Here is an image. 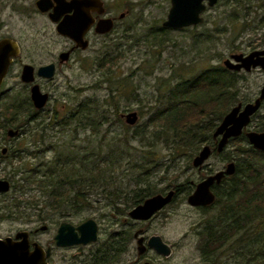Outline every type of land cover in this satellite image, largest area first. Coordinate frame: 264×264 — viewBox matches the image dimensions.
Wrapping results in <instances>:
<instances>
[{"label": "rangeland", "instance_id": "rangeland-1", "mask_svg": "<svg viewBox=\"0 0 264 264\" xmlns=\"http://www.w3.org/2000/svg\"><path fill=\"white\" fill-rule=\"evenodd\" d=\"M114 1L118 2L119 10H124L125 7L129 9L127 20L124 21V26L127 24L130 28L125 34L128 36L123 38L124 33L118 27L114 35L108 38L99 37L87 50L80 52L51 82L54 88L48 106L52 111H57L54 114L61 117L80 100L88 97L96 98L100 111L106 110L110 113V118L115 123L106 133L105 138H102V132L108 123L103 124L102 131L97 137L90 139H93L95 144H100L103 149H106L105 143L111 144L116 141L122 144V151L127 152L120 166L117 167L122 187L125 184L134 187L140 169L126 170L128 161L131 158H138L142 159L140 162H144L149 157L155 160V166L151 167L150 163L142 166L151 169L152 173L147 181L160 190L157 193H165L169 189H175L176 185L180 186L181 190L171 202L150 219L131 221L133 229L142 228L145 237L158 234L172 246V253L168 257L157 256L150 251L149 258L152 259V264L245 263V257L238 256L234 248L218 250L213 253V261H206L199 249L202 231L207 223L220 224L218 218L220 203L201 208L190 206L186 201L187 192H191L195 184L204 176L223 169L227 162L238 161L233 150L237 145L231 142L220 154L213 151L199 169L192 165V159L204 144L211 145L209 140L202 142L198 149H191L190 146L183 144L175 146L172 132H164L158 139L149 137L147 141L141 140L134 133L147 122L152 110L162 105L160 99L176 82L192 78L208 67H224L223 60L232 53L246 54L254 49L264 48L262 42L264 24L260 25L258 22L264 14V0H252L251 4H246V7L240 5L236 11L238 19L233 22L230 11L234 6H225L226 18H222L221 9L224 7V0H218L215 6L204 11L202 14L204 21L201 24L185 30L169 29L165 33L169 40L161 43L157 42L159 39L156 38L157 29L163 27L162 22L166 19L170 0ZM35 24L39 25L40 20L36 19ZM199 32L216 34L214 36L216 39L211 42L204 41L199 47L195 46L193 41ZM24 35L30 37L28 33ZM111 37L116 39L112 40ZM161 37L165 36L161 35ZM106 51L121 54L109 74L98 68V61ZM263 80L264 71L259 67L249 71H237V90L231 107L237 103L245 104L253 101L259 94ZM14 82L9 78L5 87L12 86ZM14 94L15 92L12 91L10 97ZM128 111H136L138 114L137 122L133 125L127 124L124 118L119 116ZM8 113H10L8 109L0 112V124L8 123L9 119L20 116L12 117ZM52 113L40 115L39 118L43 119L42 122L39 120V124H35L38 120L27 123L24 126L26 130H21L20 135L14 139H7L3 134V126L0 127V149L7 147L8 154L21 150L23 154H20L26 161L22 165L18 163L19 158L11 159L8 156L4 158L0 154V178L8 179L11 183V189L0 194V237L12 235L20 229L38 227L40 224L38 222L45 223L50 217V210L39 213L44 216L43 219L38 216L37 209L43 204L39 192L35 189L22 192L19 184L22 182V171L26 167L52 158L53 146L58 144L57 147L60 148L64 141L70 140L73 136L77 137L76 134L73 135L70 127H53V122L47 125ZM262 116H264V102L256 117L251 118L247 130L262 128L261 124L264 122ZM83 135L84 132H81L78 137ZM165 139L169 140L168 144L165 143ZM78 143L85 142L82 139ZM249 144L242 141L241 145L248 148ZM33 154L37 156L33 157ZM213 189L215 193L219 191L215 187ZM97 197L95 192L92 193L90 198L94 201L70 218L74 221L88 217L95 219L100 227V237L130 224L127 212L132 208V204H125L122 199L109 203ZM34 200L39 203H35ZM5 204L18 206L19 209L12 208L8 212ZM54 218H57V215ZM37 238L45 242L48 234L39 231ZM135 245L134 240V258ZM252 264L255 262L252 261ZM257 264L263 262L259 261Z\"/></svg>", "mask_w": 264, "mask_h": 264}, {"label": "trees", "instance_id": "trees-1", "mask_svg": "<svg viewBox=\"0 0 264 264\" xmlns=\"http://www.w3.org/2000/svg\"><path fill=\"white\" fill-rule=\"evenodd\" d=\"M251 2L252 0H224L222 18H226L225 6L232 5L234 7L230 11L231 21H236L238 19L236 11L240 5L246 7V4ZM258 22L260 25L264 24V14ZM185 29L188 28L182 30ZM168 30L162 27L157 29L156 38H159L157 42L169 40L165 34ZM214 36L216 34L199 32L195 35L193 43L199 47L204 41L211 42L216 39ZM119 56L121 54L118 52L106 51L98 61L99 70H105L104 73L109 74ZM236 90L237 71L228 70L223 66L208 67L196 76L172 85L160 99L162 105L152 110L147 122L142 128L137 129L134 135L147 141L149 137L158 139L164 132H172L176 139L173 141L175 146L183 144L190 146L191 149H198L202 142L209 140L215 150L212 132L230 110ZM8 114L12 117L19 115L16 110H10ZM256 115L257 113L253 116ZM51 118L50 123L53 122V127H70L73 135L76 134L77 137L73 136L70 140L64 141L60 148L57 147L58 144L53 146L52 158L32 164L22 171L19 189L22 192L35 189L43 198V204L37 209L38 214L42 211L70 209L67 204H78L76 211H80L94 201L90 198L94 192L98 195L97 199L109 203L122 199L125 204H132L133 207L160 191L147 181L152 173L151 169L142 166L146 163H150L151 167L155 166V160L150 157L144 162H140L142 159L138 158H131L128 161L126 170L140 169L134 187H129L128 184L122 187L117 173V167L127 154L122 151V144L116 141L111 144L105 143L106 149H103L100 144H95L94 140L90 139L97 137L102 131L103 124L108 123L102 132V138H105L115 123L110 118V113L106 110L100 111L96 98L80 100L61 117L54 114ZM261 126L264 127V122ZM81 132H84L83 137H78ZM82 139L85 143H78ZM164 141L166 144L169 142L168 139ZM242 141L249 143L244 133L229 138L223 149L224 151L228 144L234 142L237 147L233 150L238 161L234 162L235 172L225 176L220 184L213 186L219 191L215 193L214 203L208 207L220 203L218 217L220 224L205 225L199 249L208 261H213L214 252L234 248L238 256L245 257V263L242 264H252V261L255 264L259 261L264 264V151L254 148L251 144L245 148L241 145ZM18 158V163L24 165L26 162L24 158L21 156ZM174 188L176 195L181 189L177 185ZM34 202L39 203L37 200ZM12 208L19 209L18 206L5 204L8 212ZM38 216L44 218L41 214Z\"/></svg>", "mask_w": 264, "mask_h": 264}, {"label": "flooded vegetation", "instance_id": "flooded-vegetation-1", "mask_svg": "<svg viewBox=\"0 0 264 264\" xmlns=\"http://www.w3.org/2000/svg\"><path fill=\"white\" fill-rule=\"evenodd\" d=\"M118 5V2L114 0H0V42L4 39L12 40L14 42L13 51H15V54L10 56V63L0 84V112L8 109L16 110L18 114H23V116H19L16 119H9L8 123L0 124V127L2 128L3 126L4 128L3 134L7 139L17 138L21 130H26L24 126L27 123L34 122L35 120H38L35 124H39V120L42 122L43 118H39L40 115L53 112L49 117V120H52L51 117L57 111H52L48 106L53 96L52 90L54 86L51 82L80 52L87 50L95 39L99 37L108 38L114 35L118 27L124 33L123 38L128 36L125 34L128 33L130 28L127 24L124 26V21L127 20L129 9L125 7L124 10H119ZM36 19L40 20L39 25L35 24ZM106 19L110 20V24L112 25L111 29L104 32L98 31L96 29L97 24L101 20ZM60 23L64 24L65 29L72 34L64 35L59 33L57 26ZM192 26L195 25L183 28H190ZM162 28L168 27L163 26ZM25 33L30 34V37H26L24 35ZM78 35L82 37L81 43L86 42V48L76 44L73 36ZM111 39L115 40L116 37H111ZM61 41L63 42L61 43ZM45 67L47 69H44ZM47 73L51 74L48 75ZM23 75L30 80H24ZM9 78H12L15 82L12 86L5 87ZM35 87L40 94H46V101L42 107L35 106L32 99V89ZM12 91L15 94L10 97ZM263 102L264 100L261 101V105L255 113H258ZM122 114H120V117H122ZM50 121L47 122V125ZM9 128L17 130V134L8 137L7 130ZM256 131H264V127ZM214 142L216 144L217 140L214 139ZM210 146L212 152L215 151L213 146ZM3 149L5 150L4 152ZM22 152L19 150L17 153L8 154L7 147L0 149L2 157L7 158L8 156L11 159L18 158L19 156L23 158V155H21L23 154ZM215 153L217 152L215 151ZM32 156L35 157L37 155ZM67 205L71 208L67 210H50V217L47 219L49 221L46 220L45 223L38 222L40 223L38 227L33 229H20L14 234L7 236L11 237L14 241L24 239L27 242V250L25 252L31 256L37 253L34 249L40 245L43 248L46 264H152L153 261L149 258L150 251L154 252L157 256L165 257L147 246V239L153 234L145 237L142 228L133 229V223H131L133 218L128 215V212L127 215L130 218V224L125 228L120 230L114 229L106 233L105 236L100 237V227L94 219L97 225V238L95 240L87 243H57L56 236L59 230L65 236L75 234L76 237H79L81 232L77 227L87 219H90L88 217L79 221L72 220L70 216L78 213L76 207L79 205ZM196 207L205 208L208 206ZM56 215L57 218H54ZM63 224H66V226H62ZM138 230L140 232L135 236V232ZM39 231H45L48 234L45 242L37 238ZM18 232L24 233L17 238L16 234ZM141 236L143 237L142 246H144V249L139 251L137 238ZM134 240L136 244L135 258L133 254ZM22 253L23 251H19L17 253L19 257L17 258H0V264L37 263V258H22Z\"/></svg>", "mask_w": 264, "mask_h": 264}, {"label": "water", "instance_id": "water-1", "mask_svg": "<svg viewBox=\"0 0 264 264\" xmlns=\"http://www.w3.org/2000/svg\"><path fill=\"white\" fill-rule=\"evenodd\" d=\"M218 0H170V7L166 16V19L162 22V26L168 28H183L190 25H196L203 22L204 18L201 15L207 6L211 7L217 3ZM112 25L110 20H101L97 24V30L100 32L110 30ZM59 33L64 35H71L69 31L65 29V25L60 23L57 26ZM77 45L83 48L87 47L86 42H82L80 35L73 36ZM14 42L10 39H4L0 42V84L6 73L7 67L10 63V56L15 54ZM223 65L226 69L233 71L245 70L249 71L252 68L259 67L264 71V48L254 49L246 54L244 53H232L228 58L223 60ZM44 69H47L45 67ZM48 75L51 73H47ZM24 80H30L28 77H24ZM32 99L35 106L42 107L46 101V94H40L37 88L32 89ZM264 100V80L259 90V94L251 102H247L244 105L237 103L232 106L230 110L222 117L220 122L216 125L212 132L213 139L217 140L215 151L220 153L223 151L227 144V141L231 137L239 136L244 133L248 142L256 149L264 151V131L257 132L256 130H247V126L251 121V117L257 111L261 105V101ZM127 124L133 125L137 122L138 114L136 111H128L122 114ZM17 130L9 128L7 130V136L12 137L17 134ZM5 150L3 149V152ZM212 152L211 146L204 144L197 154L192 159V165L200 168L204 165V162L210 157ZM235 163L233 161L227 162L223 169L210 173L197 182L194 189L187 195L186 201L190 206H209L214 203L216 199L213 186L220 184L225 176L232 175L235 172ZM11 189V183L9 180L0 178V193H6ZM175 196V190L169 189L165 193H156L145 198L141 203L133 206L128 215L136 220H147L151 218L156 212L163 208L166 204L171 202ZM62 226H66L63 224ZM72 228L71 226H69ZM81 235L76 237L75 234L65 236L61 230H59L56 236L57 243H87L97 238V225L94 219H87L77 227ZM140 230L135 232V236ZM24 232H18L16 237L19 238ZM143 237L137 238V244L139 251L144 249L142 246ZM27 242L22 239L21 241H14L11 237L0 238V258L19 257L18 252L23 251L22 258H37L36 264H46L45 255L43 254V248L38 245L35 247L34 255H28ZM147 246L155 250L157 253L168 257L172 248L171 245L166 243L163 238L158 234H153L147 239Z\"/></svg>", "mask_w": 264, "mask_h": 264}]
</instances>
